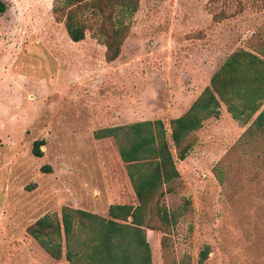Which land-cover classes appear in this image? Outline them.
<instances>
[{
    "label": "rangeland",
    "instance_id": "rangeland-1",
    "mask_svg": "<svg viewBox=\"0 0 264 264\" xmlns=\"http://www.w3.org/2000/svg\"><path fill=\"white\" fill-rule=\"evenodd\" d=\"M3 1L0 264H89L87 232L71 263L65 242L56 260L28 228L46 215L61 219L66 206L105 218L111 205L138 206L120 151L125 132H97L158 119L170 131L234 52L264 60V0H140L112 63L94 30L70 39L56 0ZM262 111L244 109L239 119L221 102L195 132L191 153L176 163L182 182L163 199L175 222L167 235L144 229L152 264H199L207 246L204 264H264V127L254 123ZM36 141L45 143L42 157Z\"/></svg>",
    "mask_w": 264,
    "mask_h": 264
},
{
    "label": "trees",
    "instance_id": "trees-1",
    "mask_svg": "<svg viewBox=\"0 0 264 264\" xmlns=\"http://www.w3.org/2000/svg\"><path fill=\"white\" fill-rule=\"evenodd\" d=\"M139 6L140 0H56L54 14L57 21L64 22L73 42L84 41L87 32L94 30L106 47V61L112 63L122 53L132 28L130 19ZM6 10L5 2L0 0V15ZM222 14H215L214 19L219 21ZM221 102L227 103L239 119L244 109L252 114L261 109L264 105L262 57L246 50L234 52L190 109L170 122V131L164 121L158 119L97 132L98 137L125 132L120 151L128 165L138 206L111 205L109 218L66 206L61 219L46 215L28 228V234L56 260L63 258L65 242L66 258L73 263L78 254L73 247L80 239L79 233L87 232L83 245L91 249L92 262L89 264H152L144 229L160 230L167 235L168 227L175 222L174 215L164 207L163 199L182 182L177 160L184 161L189 156L195 143V132L202 128L204 120L219 114ZM254 123L264 127V111ZM44 144V141L35 142L33 153L36 157L43 156L41 146ZM132 237L136 238L138 249L135 257L128 251ZM166 237L163 238L164 246ZM209 254L207 246L200 253L199 264H204Z\"/></svg>",
    "mask_w": 264,
    "mask_h": 264
}]
</instances>
